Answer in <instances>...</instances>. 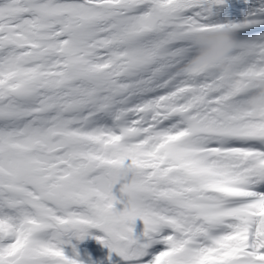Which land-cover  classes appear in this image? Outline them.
Instances as JSON below:
<instances>
[{"label":"snow or ice","instance_id":"1","mask_svg":"<svg viewBox=\"0 0 264 264\" xmlns=\"http://www.w3.org/2000/svg\"><path fill=\"white\" fill-rule=\"evenodd\" d=\"M247 2L222 21L226 0H0V264H84L90 229L109 262L264 264V117L242 111L264 0ZM217 30L230 73L189 69Z\"/></svg>","mask_w":264,"mask_h":264},{"label":"clouds","instance_id":"2","mask_svg":"<svg viewBox=\"0 0 264 264\" xmlns=\"http://www.w3.org/2000/svg\"><path fill=\"white\" fill-rule=\"evenodd\" d=\"M196 52L188 62L189 69L216 65L224 74L231 71V65L224 58L232 50L235 38L228 30L198 33L193 37ZM254 91L246 98L242 111L253 118L264 117V81L255 82Z\"/></svg>","mask_w":264,"mask_h":264},{"label":"rangeland","instance_id":"3","mask_svg":"<svg viewBox=\"0 0 264 264\" xmlns=\"http://www.w3.org/2000/svg\"><path fill=\"white\" fill-rule=\"evenodd\" d=\"M239 3L241 4V7H237L236 0H226V3L223 6H220V9L217 13L218 18L222 21H227L235 20L244 16L248 11L249 3L247 0H240ZM137 220L143 225L141 220ZM90 232L92 235L83 241L77 242V244L81 245L82 247L86 244V246L81 249L77 247V250L80 253L79 258L84 261V264H90V261L95 262V264H117V262L121 261V258L116 253H111L112 259L111 262H109L108 256L110 250L95 238V236L101 234V230L90 229ZM73 243H76V241L74 240ZM155 247L162 248L163 245L157 244ZM68 251H71V246H68Z\"/></svg>","mask_w":264,"mask_h":264},{"label":"bare ground","instance_id":"4","mask_svg":"<svg viewBox=\"0 0 264 264\" xmlns=\"http://www.w3.org/2000/svg\"><path fill=\"white\" fill-rule=\"evenodd\" d=\"M240 0H236L237 7H241V4L239 3ZM236 9V8H235Z\"/></svg>","mask_w":264,"mask_h":264},{"label":"trees","instance_id":"5","mask_svg":"<svg viewBox=\"0 0 264 264\" xmlns=\"http://www.w3.org/2000/svg\"><path fill=\"white\" fill-rule=\"evenodd\" d=\"M136 228H139V227L137 226V224H135V226H134V231H135V233L138 232V231H136V230H137Z\"/></svg>","mask_w":264,"mask_h":264}]
</instances>
